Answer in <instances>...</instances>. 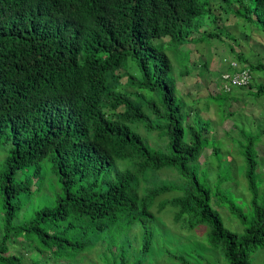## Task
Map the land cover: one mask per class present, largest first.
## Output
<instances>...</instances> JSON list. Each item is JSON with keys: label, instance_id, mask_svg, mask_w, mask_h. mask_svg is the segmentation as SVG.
<instances>
[{"label": "trees", "instance_id": "obj_1", "mask_svg": "<svg viewBox=\"0 0 264 264\" xmlns=\"http://www.w3.org/2000/svg\"><path fill=\"white\" fill-rule=\"evenodd\" d=\"M211 1L0 0V32L35 28L15 89L0 81V264H151L157 249L181 264H213L208 252L165 249L157 227L169 214L182 231L210 229L216 264H253L264 250L263 133L236 127L228 137L239 156L224 160L225 140L210 137L216 124L180 95L178 81L198 64L180 72L167 53L200 58L225 37V18L245 20L250 35L231 42L262 59L231 51L252 71L246 97L264 98V79L255 80L264 74V0H220L230 3L229 12L215 3L223 16ZM4 55L0 47V63ZM235 95L220 91L215 102L222 108ZM237 160L249 207L220 200L239 231L225 226L211 180L198 176L202 166L215 168L223 186ZM166 173L172 181H162Z\"/></svg>", "mask_w": 264, "mask_h": 264}, {"label": "rangeland", "instance_id": "obj_2", "mask_svg": "<svg viewBox=\"0 0 264 264\" xmlns=\"http://www.w3.org/2000/svg\"><path fill=\"white\" fill-rule=\"evenodd\" d=\"M213 1L211 2L214 6L215 13L218 16L223 15L224 11L221 10L218 4H215L217 2L220 5L223 4V6L226 7V9L224 8V10L226 12H229V2H220V0ZM232 19L233 22L231 24L234 25L236 20L234 18ZM240 21H244V23H241L243 24V27H236L235 30L232 29V32L227 29L226 24H219V28L222 29V33L224 32V36L228 39L225 38L224 40H218V43H215L213 47H211L210 49H205L202 53L203 56H201L200 58H198L197 55H193V59L195 58L194 60H192L191 57L188 56H175L170 50L168 51V54L173 59L175 67L178 68L180 72L186 68L184 64H186V62L188 61H192L196 63V65L198 64V68L197 66H195L196 68L193 67L194 70L191 75H185L178 81V87L181 93L180 95L183 100L186 101L189 109H195L196 111H199L205 119L210 120L216 124L213 135H210V137L212 138L215 135L218 139L221 138L225 140V142L221 141V146L223 145L222 151L224 153V160H233V154L239 156L238 149L235 148L233 150V146L235 147V145L231 142L232 138L228 137L229 132L232 133V131H234L236 127H242L245 130H250L253 132H256L258 129L262 131L263 140L261 141L258 149L261 155V176L264 178V98L246 97V93H244V91L240 89L235 91L236 95L234 96V98H236V100H231L224 103L222 108H220L219 104L215 102V96L218 95V92H223L222 90H220L221 77L219 76V74L229 68V64L231 61L237 60V54L231 51V44L237 46L239 48L237 49V51L242 53L243 56L245 54V58L250 63L257 64L258 61L262 59L261 57H259L260 54L257 52H253L254 49H252L249 45L247 46L244 43L231 42L236 39L235 35H239L241 37L250 35V32L248 30V22L241 19ZM209 29L210 27L207 30ZM220 29H217L215 24H213L211 30L212 32H217L218 30L220 31ZM253 42L254 40H252L250 43ZM159 43H162V41H154L155 45H158ZM190 49V46L184 47L183 51H190ZM258 51H260L261 56H263L264 46H259ZM200 60L211 62L209 71L203 72V69L201 68L202 61ZM179 71L177 72V74L179 73ZM255 78V80L259 82L264 79V74L256 73ZM210 96H214V98L210 100ZM226 117L227 119L223 121V119ZM234 135L237 136L238 133H234ZM208 155H210V152H208ZM6 156V151L2 150L0 153V161ZM203 161L205 160H202L201 162ZM207 161H211V158H207ZM211 164L213 163H207L206 165ZM238 164L239 167L236 166L234 168V172L232 173V181L230 180L224 182L225 184L223 186L222 184L218 186L217 182L215 181L216 178L211 173V171L215 168L204 170L205 167L202 166L201 171H198V176L202 182L205 183L211 180L210 186L213 192L212 205L220 213L225 226L235 231H239L240 229H242V226L231 216L226 207L221 203L220 198H234L240 206L249 207L251 195L248 191V183L245 179V172H242L241 170L240 160L238 161ZM169 174L170 173H166L164 175L165 179H162L163 182L167 180L172 181L168 178ZM174 178H176V175ZM164 197L165 195L161 196L159 200L163 199ZM48 203H50V201H48ZM173 219V215L169 214L162 220V225L157 227L161 244L165 247L166 250L168 249L167 247L170 244L171 249L177 253H193L192 251L194 250L195 253L193 254L196 256L198 253L208 252V259H210L211 263L213 264L217 263L218 258H222L221 255H219L221 253L218 252V254H214V250L211 251L209 248V243L207 242L210 229L207 226L200 225L194 231L188 233L186 231H182L180 229L181 225L173 222ZM15 251H17V249ZM154 253L157 256V259L156 262L151 264H181L174 257L169 259V257L166 256L165 252V254L160 253V249L155 250ZM89 256L91 257V255ZM252 258L253 264H264V250L255 252L252 255Z\"/></svg>", "mask_w": 264, "mask_h": 264}, {"label": "clouds", "instance_id": "obj_3", "mask_svg": "<svg viewBox=\"0 0 264 264\" xmlns=\"http://www.w3.org/2000/svg\"><path fill=\"white\" fill-rule=\"evenodd\" d=\"M221 16H223V15H221ZM228 18H225L224 19L225 21L223 20L221 23L226 24L227 29L229 31L232 32V29L235 30L236 27L237 28H239L240 26L243 27V24H241V23H244L243 21L237 26L236 22L234 25L231 24L233 22L232 18L237 20L234 16H232L231 19H228ZM30 27H32V25ZM30 27L24 33L17 32V31L0 32V47L5 50V55L2 58V61L0 63V81L3 83L6 90H14L15 89V87L17 85L18 77L20 76V73L18 72V68L20 66L22 57L25 56L27 53H29L33 47L34 41L32 40V37H31ZM32 28H34V27H32ZM216 28L218 29V27H216ZM221 38H222V40H224L226 37H221ZM218 40H220V39H214L213 40V42H214L213 46L215 43H218ZM167 55L170 57V55L168 53H167ZM244 70H248V71L252 72L247 67L246 63H243V61L240 60L239 57L237 56V60L231 61L229 64V68L226 71L222 72L221 76L219 75L221 77L220 90H222L223 92L225 90L226 92L231 93V92H235L236 90H240L241 88L248 87L249 85L245 86V87L244 86L232 87V89L229 91L226 90V88H225V85H227L226 81L224 79L225 75H227V74L233 75L234 73L235 74L240 73ZM16 73H17V76H16ZM252 80H253V78H252ZM230 86H231V84H230ZM209 99H210V97H209Z\"/></svg>", "mask_w": 264, "mask_h": 264}, {"label": "built area", "instance_id": "obj_4", "mask_svg": "<svg viewBox=\"0 0 264 264\" xmlns=\"http://www.w3.org/2000/svg\"><path fill=\"white\" fill-rule=\"evenodd\" d=\"M224 79L227 84L225 85V88L229 91L232 89V87L248 86L252 80V74L250 71L244 70L240 73H234L233 75L227 74L224 76Z\"/></svg>", "mask_w": 264, "mask_h": 264}]
</instances>
